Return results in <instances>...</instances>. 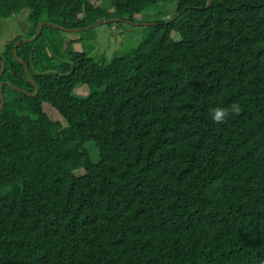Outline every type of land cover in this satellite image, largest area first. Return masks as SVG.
I'll use <instances>...</instances> for the list:
<instances>
[{"label": "trees", "instance_id": "obj_1", "mask_svg": "<svg viewBox=\"0 0 264 264\" xmlns=\"http://www.w3.org/2000/svg\"><path fill=\"white\" fill-rule=\"evenodd\" d=\"M96 1L0 0L29 40L177 5L109 64L44 27L18 49L36 97L6 46L0 264H264V0Z\"/></svg>", "mask_w": 264, "mask_h": 264}, {"label": "rangeland", "instance_id": "obj_2", "mask_svg": "<svg viewBox=\"0 0 264 264\" xmlns=\"http://www.w3.org/2000/svg\"><path fill=\"white\" fill-rule=\"evenodd\" d=\"M91 2L96 7L101 6V3L96 0H91ZM176 9V3L171 1L167 4L160 5L154 10L147 11L142 16L137 17L138 20L135 24L140 27L132 23H113L83 33H64L53 36H63L67 44L74 39H79L81 42L74 47L76 52L86 54L101 64H109L115 57L126 54L132 47V44L141 40L144 33V27L141 26L156 25L163 20L168 21L175 15ZM27 18L28 12L25 11L14 15L11 19L0 21V58L3 56L6 46L11 41L19 37H22V40L28 39L30 25ZM173 39L180 41L181 37L173 34ZM75 93L79 97H86L89 94V90L87 87H82L76 90ZM44 111L53 122L60 123L64 128H67V122L50 104L44 105ZM90 150L93 151L91 148ZM92 153L94 160L97 159V154L94 151ZM76 175L81 177L85 175V172L80 170Z\"/></svg>", "mask_w": 264, "mask_h": 264}, {"label": "water", "instance_id": "obj_3", "mask_svg": "<svg viewBox=\"0 0 264 264\" xmlns=\"http://www.w3.org/2000/svg\"><path fill=\"white\" fill-rule=\"evenodd\" d=\"M211 1H212V0H209V3H208L210 7H211V5H212V2H211ZM177 17H179V15H178ZM177 17H176V18H177ZM176 18L172 19L171 21L175 20ZM171 21H169L168 23H170ZM120 22H122V20H120V19H114V20H111V21H105V22H102V23H98V24H96V25H94V26H91V27H89V28H87V29H79V30H67V29H65V28L59 27V26L54 25V24H52V23H45V24H42V25H41V27L38 29L37 35H36L33 39H31V40H29V39L20 40V41L16 44V46H15L14 55H15L16 60H17L19 63H21L22 65L25 66L27 79H28V81L31 82V84L36 88L37 93H36L35 95H31V94H29V93H27V92H25V91H22V90H20V89L14 87V86L8 84V83L0 84V97H1V107H0V111H2V110L4 109V107H5V97H4V94H3V87H4V85H7V84H8V85H10L15 91L20 92V93H22V94H25V95H27V96L36 97V96L39 94V89H38L37 85L34 84V83L30 80V77H29V67L26 65L25 62H23V61L18 57V49H19L20 45H22L23 43H28V44L34 43V42H35V41L41 36L42 29H43L44 27L48 26V27H51V28H54V29H57V30H60V31H62V32H66V33H83V32H86V31L92 30V29H94V28L102 27V26H105V25H110V24H113V23H120ZM134 25L139 26V25H137V24H134ZM143 26H144V25H143ZM145 26H150V25H145ZM0 66L2 67V72L0 73V79H1V77H2V76L4 75V73H5V70H6V64L3 62V63H0Z\"/></svg>", "mask_w": 264, "mask_h": 264}, {"label": "clouds", "instance_id": "obj_4", "mask_svg": "<svg viewBox=\"0 0 264 264\" xmlns=\"http://www.w3.org/2000/svg\"><path fill=\"white\" fill-rule=\"evenodd\" d=\"M223 115H224V113L223 112H220V111H218L217 113H216V120L217 121H219V120H221L222 119V117H223Z\"/></svg>", "mask_w": 264, "mask_h": 264}]
</instances>
